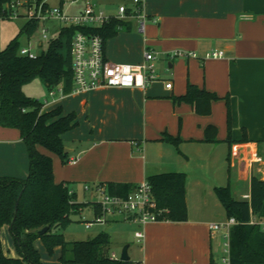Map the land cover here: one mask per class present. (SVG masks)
I'll list each match as a JSON object with an SVG mask.
<instances>
[{
	"label": "crops",
	"instance_id": "obj_1",
	"mask_svg": "<svg viewBox=\"0 0 264 264\" xmlns=\"http://www.w3.org/2000/svg\"><path fill=\"white\" fill-rule=\"evenodd\" d=\"M143 2V30L135 17L122 21V28L105 42L104 57L113 64L139 65L144 51H153L158 55L153 66L166 64L168 77L157 76L158 82L145 88L48 94L44 111L61 107L63 115L75 114L77 126L61 136L73 161L63 164L57 155L40 152L52 159L54 181L65 183L78 203H89L82 210L94 215L90 204L95 196L84 192V185H137L155 174H183L186 220L130 221L131 239L121 233L115 247L129 244V264H216L223 232L212 231L210 224L227 218L214 189L228 185L234 199L248 200L251 176L264 180V0ZM121 5L131 9L132 0H120ZM176 50L194 52L198 59L169 60L167 54ZM212 51L223 57L203 59ZM166 82H171L170 90ZM188 85L218 97L208 114H197L181 99ZM208 127L213 128L209 142ZM165 135L178 139L177 146L165 141ZM28 163L19 132L0 127V176L25 179ZM79 193L89 201L80 202ZM137 232L144 235L141 241ZM0 243L6 256L18 257L7 226L0 230ZM33 245L40 258L47 255L40 240ZM53 254L59 261L60 249ZM111 254L118 259L115 251Z\"/></svg>",
	"mask_w": 264,
	"mask_h": 264
},
{
	"label": "trees",
	"instance_id": "obj_2",
	"mask_svg": "<svg viewBox=\"0 0 264 264\" xmlns=\"http://www.w3.org/2000/svg\"><path fill=\"white\" fill-rule=\"evenodd\" d=\"M8 0H0L1 3ZM60 7L62 0L59 1ZM36 21L27 22L17 36L0 50V127L19 132L28 154V174L25 179L0 176V230L8 227L17 258L4 254L0 243V264H42L40 254L33 243L40 240L51 256L55 248L61 251L60 264H129L112 259L110 239L100 233L86 241H67L63 231L71 222L70 216L88 207L80 204L74 194H68L63 182L56 183L52 159L40 152L44 149L59 157L61 163L69 161L64 154L61 136L77 126L74 113L62 114L61 107L43 110V103L27 97L22 88L35 78L43 81L48 90L62 86L69 93L73 84L69 46L76 30L60 29L59 36L48 43L47 49L35 59L18 54V36L31 32ZM122 21L112 20L99 28H86L85 32L97 34L105 44L122 28ZM190 104L197 114L209 113V106L218 97L196 86L188 85L181 98ZM229 116V114H228ZM229 120V117H228ZM206 129V141H212ZM165 141L177 146L179 140L165 135ZM157 209L161 218L173 222L185 221V177L180 173H161L148 176ZM103 185V184H100ZM110 195L126 196L136 185L108 183ZM214 192L222 205L227 219L236 224L229 229V264H264V230L257 224L264 222V180L252 175L249 199H234L229 186L216 187ZM99 214L96 205L90 204ZM251 221L256 223L251 224ZM48 227L39 235L38 231Z\"/></svg>",
	"mask_w": 264,
	"mask_h": 264
},
{
	"label": "built area",
	"instance_id": "obj_3",
	"mask_svg": "<svg viewBox=\"0 0 264 264\" xmlns=\"http://www.w3.org/2000/svg\"><path fill=\"white\" fill-rule=\"evenodd\" d=\"M82 0H72L71 3ZM132 8L128 9L125 5L118 7L117 14L112 16L96 10L94 6L86 2L84 8L70 15L58 7H46V3H30L28 0H14L7 3L0 2V18H15L22 16L18 12L19 8L25 9L24 17L32 22L45 19L57 20L66 25V27L76 28L70 42L69 52L71 57V72L73 84L71 92L81 93L98 88H132L139 86L145 88L149 83L156 81L153 74V63L157 60V53L145 50L143 53V62L139 65H118L110 63L104 57V44L102 38L97 34L85 32L86 28H99L112 20L124 21L127 18L135 17L139 20V29L143 30L146 15L144 14L143 0H132ZM155 22V20L153 19ZM43 39H47L46 30L42 31ZM18 54L29 59L37 57L30 48H19ZM169 60L177 58L198 59L196 53L184 50L170 52L166 56ZM223 53L219 51L207 52L203 59H220ZM165 88H172L171 82L165 83ZM63 94L62 86L49 90V95L55 93ZM73 161L72 159L69 162ZM256 161H260L256 157ZM67 187V186H66ZM84 192H90L95 196L94 205L99 210L98 215H94L93 220L83 219L85 229H90L95 223L108 222L110 219H123L135 221L141 225L164 221L161 218L162 210L157 209L155 199L152 195L150 185L143 181L126 196L110 195L106 187L100 184L82 186ZM68 194L73 191L68 189ZM246 199V197H245ZM256 223L251 221V224ZM233 218L226 219L220 224H210V229L214 232L222 231L225 240L224 248L227 253L222 261L229 264V229L235 225ZM264 230V222H259ZM138 241L144 237L142 232L135 233ZM112 259H116L111 254Z\"/></svg>",
	"mask_w": 264,
	"mask_h": 264
},
{
	"label": "rangeland",
	"instance_id": "obj_4",
	"mask_svg": "<svg viewBox=\"0 0 264 264\" xmlns=\"http://www.w3.org/2000/svg\"><path fill=\"white\" fill-rule=\"evenodd\" d=\"M11 1L14 0H8L3 3L5 4ZM71 1L72 0H63L60 7L59 0H30V2L33 4L40 2L46 3V7H58L63 11H66L70 15H74L79 12L84 7L86 1L90 2L91 4H95L100 10L111 12H113L114 10L116 12L118 9V5L120 4V0H85L76 2L74 4H72ZM111 4L112 6H110ZM18 12L22 16L15 18H0V50H3L7 46V44L17 36L20 28L23 27L27 22V19L23 17V15H25V9L19 8ZM64 27H66L65 24L53 19L36 21L34 28L30 33L24 31L18 36L17 40L19 43V48L30 46L28 48H30V50L34 54H40L47 49L48 43L51 40L59 36L60 29ZM43 30H46L47 39H43ZM165 65L166 64L162 63L160 67L155 64L153 74L155 75L156 79L158 78L157 76H159V78L168 77L165 76V73L168 72L166 69H164V67L166 68ZM155 82L158 81L156 80L151 83ZM151 83H149L148 85H150ZM22 91L30 99L38 100L41 103H43L44 100H49V90L45 87L42 80L39 78H35L30 83L24 85ZM78 198L82 203H86L89 201L88 195L83 196L81 193L78 194ZM84 218L89 221L93 220L94 214L87 210H82L79 213L72 214L70 216L71 222L63 231H60L63 234L65 240L86 241L88 239L94 238L100 233H106L110 239L109 252L111 253L112 250L115 251L117 257L119 258L123 245H121L119 248H116L115 242L120 237V235H122L121 233H124L125 236H130L131 239L133 233L131 228L132 223L130 221H128V223L124 221L112 222L110 219L111 217H107L108 222H105L103 224L95 223L92 228L85 229L83 222ZM223 243H225L224 239ZM226 256L227 253L223 244V246L218 249L217 255L215 257L216 264H226L222 261V258ZM41 262L42 264H60L58 258H56L54 254L51 256L44 255L41 258Z\"/></svg>",
	"mask_w": 264,
	"mask_h": 264
},
{
	"label": "water",
	"instance_id": "obj_5",
	"mask_svg": "<svg viewBox=\"0 0 264 264\" xmlns=\"http://www.w3.org/2000/svg\"><path fill=\"white\" fill-rule=\"evenodd\" d=\"M64 154H67L68 153V150L66 148H64ZM48 230V227H44L42 228L40 231H38V234L39 235H42L44 234L46 231ZM128 247H129V244H125L123 247H122V250H121V253H120V256H119V261L121 262H128L130 259H129V256H128Z\"/></svg>",
	"mask_w": 264,
	"mask_h": 264
}]
</instances>
